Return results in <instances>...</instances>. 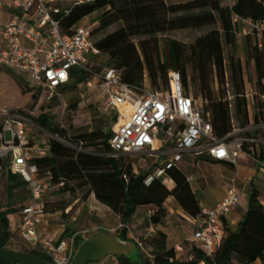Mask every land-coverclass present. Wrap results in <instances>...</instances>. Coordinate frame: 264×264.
<instances>
[{
    "label": "trees",
    "instance_id": "obj_1",
    "mask_svg": "<svg viewBox=\"0 0 264 264\" xmlns=\"http://www.w3.org/2000/svg\"><path fill=\"white\" fill-rule=\"evenodd\" d=\"M96 13H100V16L98 27L90 33L91 43L102 55L109 57V68L122 70L123 83L142 88L144 73L147 71L152 86H156L160 77L164 86L160 90L166 89L167 74L175 71L181 75L185 95L190 96L186 92V66L189 63L197 75L200 96L203 97L204 94L207 97L205 106L202 107L203 114L211 123L214 136L223 139L232 132L230 103L220 94L215 98L209 90L208 80L214 70L219 82L225 83L223 48L226 45L232 51L236 50L241 30V25L234 23L233 17L264 23V0H236L231 8L223 0H191L178 4H167L164 0H94L90 4L72 8L68 14L58 16V20L62 31L70 33L81 21ZM116 25L120 27L93 41L95 35ZM202 30L207 31L192 44L186 45L165 37L162 50L160 48V36L179 31ZM240 37L254 42L248 52L247 64L251 66L248 82L253 91V122L260 125L264 123V100H260L264 99V34H261L260 39L254 32ZM134 39H139L137 45L133 42ZM89 62L92 64L93 61ZM92 68L95 72L101 71L93 66ZM87 78L84 70H76L71 74L66 88L83 85ZM229 81L232 82L234 91L233 117L238 126L244 128L248 124V115L243 75L240 61L233 57H230ZM32 122L51 136L65 140L64 130L55 124L53 116L41 114ZM111 137L112 132L101 130L78 135L76 142L102 147L100 151L89 153L74 151L58 139L50 140L48 155L33 158L31 163L42 176H50L52 183H58L62 179L66 181L65 187L58 192L88 188V195L93 194L98 203L118 216L121 225H127L136 209L143 206H153L156 209L155 216L164 217V204L169 198L189 217L197 218L201 215L200 200L192 192L188 178L179 168L172 167L166 171V177L174 184L172 190H168L159 179L146 185L145 181L151 173L136 174L130 162L123 163V157L110 156L108 143ZM206 161L214 162L210 159ZM0 170L6 180L9 201L5 208L0 206L2 244L10 249L8 243L13 232L10 230L8 218L20 213L28 205L27 203L16 210L12 200L16 191L23 192L27 189L22 178L8 169L7 162L0 163ZM223 230L224 238L212 257H208L193 245L185 247L186 257L181 260V255H177L174 248L166 249L165 236L158 233L147 243L152 248L153 260L144 261L142 253L139 254V259L141 264H252L257 260H264V207L259 203L256 191L251 192L247 211L235 230L227 226L226 220H223ZM117 236L130 241L126 229L120 230ZM80 241L82 239L78 237L75 247ZM20 252L37 256L52 264L47 256L37 250ZM113 259L114 264H137L124 257Z\"/></svg>",
    "mask_w": 264,
    "mask_h": 264
},
{
    "label": "built area",
    "instance_id": "obj_2",
    "mask_svg": "<svg viewBox=\"0 0 264 264\" xmlns=\"http://www.w3.org/2000/svg\"><path fill=\"white\" fill-rule=\"evenodd\" d=\"M93 1L0 0V68L24 74L28 89L46 94V104H51L59 89L70 82L74 71L84 70L88 75L84 86L97 91L104 113L114 120L115 130L108 143L111 157L141 154L138 163L143 164L147 158H157L170 150L172 157L157 163L146 185L154 179L167 178L166 171L177 167L186 153L236 168L245 145L254 142L246 136L249 128H233L225 138H216L211 123L204 117L202 105L185 95L179 72H168L166 89L147 90L144 85L138 88L123 83L122 70H93L88 56L97 59L101 53L91 43V32L77 25L70 33H64L58 20V16L68 14L72 8ZM223 1L231 8L236 0ZM233 22L241 25L240 36L254 32L260 39L264 34V23L238 16L233 17ZM0 122V163L7 162L8 169L22 178L29 196L15 230L52 264H70L76 250L75 241L78 237L83 240L86 231L60 241L39 232L46 214L43 198L66 185L63 179L52 183L50 176H42L31 163L33 158L47 156L49 145L36 144L29 138L27 129L31 123L18 110L0 107ZM166 145H170L169 150ZM258 164L264 171V159ZM238 206L239 195L234 185L215 206L200 205L201 215L193 218L196 230L187 241L188 246L196 245L212 257L224 238L223 220ZM119 228L128 231L126 225L120 224ZM147 234H155V229L149 227ZM134 243L145 258L153 260L141 242ZM174 251L182 255L184 248L178 245Z\"/></svg>",
    "mask_w": 264,
    "mask_h": 264
},
{
    "label": "rangeland",
    "instance_id": "obj_3",
    "mask_svg": "<svg viewBox=\"0 0 264 264\" xmlns=\"http://www.w3.org/2000/svg\"><path fill=\"white\" fill-rule=\"evenodd\" d=\"M167 4H178V3H186L191 0H164ZM100 16V13H96L83 21L79 23L80 26L87 29L89 32H92L98 27V17ZM1 17V15H0ZM120 25H116L112 27L111 29H107L104 32L98 33L94 36L93 41L99 40L101 37L105 36L107 33L113 32L116 29H118ZM207 30L202 31H179L174 32L165 35L164 37H159V45L162 50L163 48V42L164 38H171L174 40H177L179 42H182L186 45L192 44L200 35H203ZM139 39H134L133 42L137 45ZM254 46V42L245 41L243 40L240 35L237 38V44H236V50L232 51L228 46L224 45L223 51H224V60H225V83L221 84L219 82V79L217 77V74L215 71H212L211 76L208 80L209 90L212 92V94L215 96V98L219 97V94L221 96H224L228 102L230 103V112L231 116H233V106H234V91H233V84L229 81V75H230V57H233L234 60H239L241 63V69H242V75H243V90L244 94H248L247 98V104L248 108L251 112V114H254L253 112V102H252V88L248 82L249 74L251 73V66H248V55L249 50ZM88 59L93 61L92 66L94 68H97L99 70H104L109 68L107 66L109 62V57L107 55H100L99 58H93L92 55L88 56ZM186 73H187V90L186 92L190 94L191 98H193L195 101H197L198 105L205 106V96L203 94L200 96V85L197 78V75L195 72H193V67L191 64H187L186 66ZM144 76H146L145 80L146 83H144V86L147 90H160V87L163 86L162 79L158 77L156 86H152L150 83V80L148 78L147 71H145ZM9 80V78L5 77ZM168 80V76H167ZM164 87V86H163ZM1 90V89H0ZM32 91L29 94H23L19 93V96L14 100L15 94L9 90H5V94L1 95L0 97V103L2 105H6V108L18 110L21 112L24 116L29 118H36L40 112H46V114L51 115L54 117L55 124L59 127V129L64 130L65 134V140L59 139L61 143L66 145L67 147L71 148L74 151L77 152H96L97 150H102V147L100 145L98 146H92L89 144H81L75 141V138L80 134L95 132V131H103V132H112L114 133L115 126L114 122L111 120V116H104L101 111H99V107L97 104H94V96L90 97H84L81 98L78 94L72 93L67 96H61L56 99V104L48 107L43 106L45 103V97L46 94L42 92L36 99L31 96ZM264 100V99H260ZM0 104V105H1ZM258 128L260 130L259 133L264 135V123H261L258 125ZM40 129V128H39ZM40 140L42 141H50V140H56L55 137L51 136L48 132H38L36 133ZM97 144H100V142H97ZM166 150L170 149V145H166ZM123 157L122 161L124 164H128L129 162L135 165V168L137 172H147L146 170L152 171L154 168V159L147 158V161L145 163H138V160L140 159L139 156H118ZM172 156L169 154L162 156V160L170 159ZM186 164H189L191 161L189 159L184 160ZM6 164H3V166ZM205 171L207 175H209L210 167L208 165H204ZM182 170L185 172V174H189L194 176L195 178L198 177L199 172H196L193 167L185 168L182 166ZM149 172V171H148ZM153 172V171H152ZM209 177V176H208ZM165 179V181H164ZM164 179H161V182L166 186L168 190H172L174 188V184L167 178L164 177ZM195 185V183H193ZM209 184V183H208ZM214 186V185H213ZM215 188H212L208 186L206 190V198L208 201L213 202V200L210 199V193L209 191H213ZM78 191V192H77ZM75 190L74 192L69 191L66 193L61 192H55L52 194H49L45 196L44 201L47 204V211L50 212H63L66 207L71 205L76 198L75 193L78 194V197L81 198L82 201H86L88 197V188H84L82 190ZM197 197L200 199V192L197 193ZM13 208L18 210L21 206L26 205L29 203V197L26 190L23 192L16 191L15 196L13 198ZM7 199V193H6V180L3 176V171L0 170V206L3 208L6 207L8 204ZM247 202L246 198L242 199L240 206L243 208V205H245ZM74 209V208H73ZM144 214V210L139 208L137 212V216ZM19 214H13L9 216L8 220L10 223V226H15V223L18 219ZM113 222L110 223L109 226H106L99 217L96 216L95 213L91 214H82L79 219L76 221V229L80 231H86L84 234V239H87L89 237H92L93 235L97 233H106L109 235L116 236V233H119L120 228L115 219H112ZM95 227V228H93ZM113 227H116L115 229H112ZM13 236L8 243V247L13 250H23V251H29L31 250V244L23 238L16 230L13 231ZM146 242V243H145ZM144 246V248L148 251L150 255L151 249L149 247V241H143L141 242ZM135 244V243H134ZM139 254L141 253L135 244ZM36 250V249H34ZM186 253V251H185ZM182 254L180 256V259H185L186 254ZM142 255V254H141ZM142 258L144 261L149 260L145 258L142 255ZM104 261V264L114 263L115 260L113 257H107ZM95 264V263H90Z\"/></svg>",
    "mask_w": 264,
    "mask_h": 264
},
{
    "label": "crops",
    "instance_id": "obj_4",
    "mask_svg": "<svg viewBox=\"0 0 264 264\" xmlns=\"http://www.w3.org/2000/svg\"><path fill=\"white\" fill-rule=\"evenodd\" d=\"M5 77L9 78V80ZM145 78L146 76H144V83H146ZM27 83L28 80L24 74L9 68H0V97H2V94H5V90H9L15 94L14 100L19 96V93H23L26 95L32 91L31 96L36 99L41 93L34 89H28ZM75 92H78L81 98L94 96V104L98 105L100 109L99 111H101L104 116L107 115L102 109L97 91L94 89H87L84 84L68 88H66V85L63 86L59 89L58 96L56 97V99L61 96L64 97ZM245 98L247 101L248 94H245ZM56 99L53 100L50 105L44 103L43 106L51 107L55 105ZM0 107L7 106L1 104ZM41 114H46V112H40L39 115ZM247 115L248 124L246 125V127L249 128V132L246 134V136L253 139L254 142L252 144L245 145L244 153L239 156L238 165L236 168L222 162H207L206 160H208V158H196L189 153L183 154L181 162L177 164V168H179L184 174L185 172L182 170V166H184L185 168L191 166L195 169L196 172H199V175L196 178L189 174L185 175L189 180L192 192L196 196L197 193L200 192L201 197L199 200L200 205L202 206H206L209 208L215 206L217 203L221 202L222 199L225 197L227 189L232 185L235 186L237 194L239 195V206L235 210H233L231 214L225 219L227 226L231 230H235L237 224L242 220L243 216L247 211L248 203L243 205V208L240 206L242 199L246 198L248 202L250 194L253 190L257 192L259 203L262 207H264V171L260 169V166L258 164L259 160L264 159V135L259 133L260 130L258 128V125L254 124L253 114H251L248 108V104ZM24 117L27 118L26 116ZM33 119L34 118H31L29 120V118H27V120L31 123L30 127L27 129L29 138L36 144H43L45 146H48L50 144V141H42L39 139L42 137H39L36 134L38 132H44V130L39 129V127L32 122ZM232 125L233 128L239 127L238 123L236 122L233 116ZM169 152L170 150L167 151L168 155L170 154ZM167 154L160 155L157 158H152L154 159V168L157 163L160 162L162 156H165ZM140 155L141 154L129 156L140 157ZM186 158L191 161L189 164H186V162L184 161ZM131 164L133 170L137 172L133 162ZM204 165H208L210 167V171L208 173L209 175H207ZM154 168L152 169V171L154 170ZM146 171H149L148 173L152 172L150 171V169ZM193 183H195V185ZM208 186L209 188H215L213 191H209L211 196L209 200L212 199L213 202L208 201V199L206 198L205 193ZM75 196L76 198L74 199L73 203L66 207L63 212L47 211V204L44 201V198L46 197L43 198L46 214L43 218L42 224L39 227V232L42 236L53 238L55 241H60L66 240L71 235L77 232H81L80 230H75L76 221L84 213H95L96 216L99 217L104 224H106V226H109L110 223L113 222V218L115 219L117 224L120 225L119 217L116 216L110 209L98 203L95 200L93 194H89L86 201H82L81 198L78 197L77 193H75ZM139 208L144 210V214H140L139 216H137ZM164 209L166 212L164 217L159 218L155 216L156 209L153 206L138 207L135 213L131 216L129 223L126 225L128 228L127 238L132 242H143L146 240L150 242L156 237L158 233H162L165 236V244L167 250L175 248V246L178 245H182L185 249V247L188 246L187 241L194 235V232L196 230L193 218L186 215L172 198H169L166 201V203L164 204ZM15 226H10V230L13 231L15 229ZM149 227H153L155 229V234H147V230ZM115 228L116 227H113L112 229ZM117 235L118 233H116V236ZM149 247L150 249H152L151 246ZM31 249L34 248L31 247ZM104 261L106 260H101L100 262H97L95 264H104ZM252 264H264V260H257Z\"/></svg>",
    "mask_w": 264,
    "mask_h": 264
},
{
    "label": "water",
    "instance_id": "obj_5",
    "mask_svg": "<svg viewBox=\"0 0 264 264\" xmlns=\"http://www.w3.org/2000/svg\"><path fill=\"white\" fill-rule=\"evenodd\" d=\"M107 257H124L133 263L141 264L139 252L134 242L122 240L118 236L106 233H97L80 241L76 246L70 264L97 263ZM0 264L49 263L37 256L3 247L2 229L0 226Z\"/></svg>",
    "mask_w": 264,
    "mask_h": 264
}]
</instances>
